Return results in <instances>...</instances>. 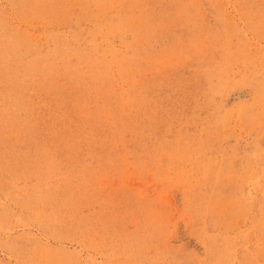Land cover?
I'll use <instances>...</instances> for the list:
<instances>
[{
	"label": "rangeland",
	"instance_id": "rangeland-1",
	"mask_svg": "<svg viewBox=\"0 0 264 264\" xmlns=\"http://www.w3.org/2000/svg\"><path fill=\"white\" fill-rule=\"evenodd\" d=\"M0 86V264H264V0H0Z\"/></svg>",
	"mask_w": 264,
	"mask_h": 264
},
{
	"label": "bare ground",
	"instance_id": "bare-ground-1",
	"mask_svg": "<svg viewBox=\"0 0 264 264\" xmlns=\"http://www.w3.org/2000/svg\"><path fill=\"white\" fill-rule=\"evenodd\" d=\"M219 1V0H218ZM81 3V2H80ZM92 3H94V2H92ZM96 5H97V3H96ZM101 6V5H100ZM104 6V5H103ZM114 7V6H113ZM111 9H112V7H111ZM96 10V9H95ZM126 11V10H125ZM106 12H107V10H106ZM98 13V12H97ZM101 13V12H100ZM99 13V14H100ZM102 13H103V11H102ZM107 14H109V13H107ZM106 16V15H105ZM102 18V17H101ZM93 26H95V25H93ZM108 27V26H107ZM89 28V27H88ZM91 29V28H90ZM122 29V28H121ZM103 30V29H102ZM104 32V31H103ZM115 32V31H114ZM122 32V31H121ZM117 33V32H116ZM92 34V33H91ZM114 34V33H113ZM119 34H120V32H119ZM122 34H123V32H122ZM47 35V34H46ZM83 35H84V33H83ZM118 35V34H117ZM42 36V35H41ZM48 38V37H47ZM115 38V37H114ZM68 39V38H67ZM80 39V38H79ZM107 39V38H106ZM112 39V38H111ZM41 40H42V38H41ZM41 40H40V42H41ZM59 40V39H58ZM69 40V39H68ZM99 41V40H98ZM73 42V41H72ZM104 44V43H103ZM55 45V44H54ZM105 46V45H104ZM117 46V45H116ZM59 47H61V46H59ZM65 47V46H64ZM120 47V46H119ZM25 49V48H24ZM98 49V48H97ZM7 50V49H6ZM28 50V49H27ZM81 50V49H80ZM94 50V49H93ZM98 51V50H97ZM23 52V51H22ZM30 52H31V50H30ZM33 52V51H32ZM91 54V53H90ZM122 54V53H121ZM6 55H8V54H6ZM28 55V54H27ZM126 56V55H125ZM7 57V56H6ZM108 57V56H107ZM18 58V57H17ZM68 58V57H67ZM70 58V57H69ZM113 58V57H112ZM11 59V58H10ZM26 59V58H25ZM38 59V58H37ZM43 59V58H42ZM72 60V59H71ZM24 61V60H23ZM73 61V60H72ZM87 61V60H86ZM8 62V61H7ZM10 62V61H9ZM16 62V61H15ZM76 62V61H75ZM14 63V62H13ZM25 63H27V62H25ZM40 63V62H39ZM60 63V62H59ZM109 63V62H108ZM111 63V62H110ZM110 63H109V65H110ZM15 64V63H14ZM53 64H54V62H53ZM1 65H2V63H1ZM104 65H105V63H104ZM115 65V64H114ZM14 66H17V65H14ZM28 66V65H27ZM106 66V65H105ZM20 69V68H19ZM66 69V68H65ZM114 69V68H113ZM118 70V69H117ZM121 70V69H120ZM5 71V70H4ZM11 71H13V70H11ZM53 72V71H52ZM118 72H120V71H118ZM126 72V71H125ZM60 73V72H59ZM64 73V72H63ZM124 73V72H123ZM114 74H116V73H114ZM125 74V73H124ZM52 75V74H51ZM54 75V74H53ZM63 75V74H62ZM120 75V74H119ZM118 75V76H119ZM39 76V75H38ZM109 76V75H108ZM123 76H125V75H123ZM132 76V75H131ZM13 77H14V75H13ZM22 77V76H21ZM52 77V76H51ZM59 78H60V76H58ZM112 77H113V75H112ZM31 78V77H30ZM56 78V77H55ZM122 78V77H121ZM38 79V78H37ZM45 79V78H44ZM58 79V78H57ZM56 79V80H57ZM17 80V79H16ZM29 80V79H28ZM39 80V79H38ZM61 81V80H60ZM132 81V80H131ZM63 82V81H62ZM62 82H61V84H62ZM121 83V82H120ZM28 84V83H27ZM84 84V83H83ZM127 84V83H126ZM124 85V84H123ZM59 86V85H58ZM68 86H69V84H68ZM125 86V85H124ZM128 86V85H127ZM1 87V86H0ZM54 87V86H53ZM53 87H51V88H53ZM101 87V86H100ZM122 87V86H121ZM129 87V86H128ZM48 88V87H47ZM58 89H59V87H57ZM56 88V89H57ZM61 88H62V86H61ZM65 88H66V86H65ZM5 89V88H4ZM116 89V88H115ZM31 90V89H30ZM53 90V89H52ZM59 90H61V89H59ZM82 90V89H81ZM47 91H48V89H47ZM46 91V92H47ZM102 91V90H101ZM110 91V90H109ZM108 91V92H109ZM34 92V91H33ZM94 92V91H93ZM116 92H118V91H116ZM29 93H31V92H29ZM125 93V92H124ZM18 94V93H17ZM22 93H20V95H21ZM38 94V93H37ZM106 94H108L107 92H106ZM67 95V94H66ZM119 95V94H118ZM141 95H143V94H141ZM38 96V95H37ZM58 96V95H57ZM84 96V95H83ZM101 96V95H100ZM111 96V95H110ZM139 96V95H138ZM29 97V96H28ZM87 97V96H86ZM104 97H106V96H104ZM113 97H115V96H113ZM31 98V97H30ZM60 98V97H59ZM119 98V97H118ZM117 98V99H118ZM126 98V97H125ZM136 98V97H135ZM1 99V98H0ZM40 99V98H39ZM47 99V98H46ZM64 99V98H63ZM97 99H98V97H97ZM110 99V98H109ZM38 100V99H37ZM119 100V99H118ZM64 101V100H63ZM106 101V100H105ZM108 101V100H107ZM115 101V100H114ZM9 102V101H8ZM35 102V101H34ZM45 102V101H44ZM99 102V101H98ZM111 102V101H110ZM138 102V101H137ZM112 103V102H111ZM110 103V104H111ZM118 103V102H117ZM139 103V102H138ZM4 104V103H3ZM2 104V105H3ZM32 104V103H31ZM45 104V103H44ZM120 104V103H119ZM10 105V104H9ZM19 105V104H18ZM41 105V104H40ZM121 105V104H120ZM125 105V104H124ZM140 105V104H139ZM1 106V105H0ZM48 106V105H47ZM110 106V105H109ZM115 106V105H114ZM5 107V106H4ZM3 107V108H4ZM8 107V106H7ZM13 107V106H12ZM17 107V106H16ZM58 107V106H57ZM123 107V106H122ZM6 109V108H5ZM57 109V108H56ZM55 109V110H56ZM60 109V108H59ZM111 109V108H110ZM115 109V108H114ZM121 109V108H120ZM35 110V109H34ZM104 110V109H103ZM8 111H10V110H8ZM81 111H83L82 110V108H81ZM119 111V110H118ZM5 112V111H4ZM6 112H7V110H6ZM16 112V111H15ZM47 112V111H46ZM86 112V111H85ZM121 112V111H120ZM49 113H50V111H49ZM87 113V112H86ZM101 113H102V111H101ZM123 113V112H122ZM43 114V113H42ZM61 114V113H60ZM47 115H48V113H47ZM112 115H113V113H112ZM86 116V115H85ZM113 116H116V114L115 115H113ZM6 117V116H5ZM32 117H33V115H32ZM55 117V116H54ZM59 117V116H58ZM43 118V117H42ZM2 119V118H1ZM123 120V119H122ZM136 121V120H135ZM138 122V121H137ZM54 123V122H53ZM75 123V122H74ZM82 123V122H81ZM120 123V122H119ZM83 124V123H82ZM85 124V123H84ZM121 124V123H120ZM119 124V125H120ZM30 125H32V124H30ZM101 125V124H100ZM137 125V124H136ZM35 126V125H34ZM62 126V125H61ZM68 126H69V124H68ZM77 126V125H76ZM82 126V125H81ZM102 126V125H101ZM78 127V126H77ZM124 127V126H123ZM27 128V127H26ZM58 128V127H57ZM69 128V127H68ZM35 129V128H34ZM45 129V128H44ZM59 129V128H58ZM65 129H66V127H65ZM71 129V128H70ZM78 129V128H77ZM101 129V128H100ZM117 129V128H116ZM124 129V128H123ZM31 130V129H30ZM75 130V129H74ZM129 130V129H128ZM133 130V129H132ZM70 131V130H69ZM117 131V130H116ZM134 131V130H133ZM81 132V131H80ZM85 132V131H84ZM98 132V131H97ZM140 132V131H139ZM48 133V132H47ZM50 133V132H49ZM48 133V134H49ZM102 133V132H101ZM71 134H72V132H71ZM132 134V133H131ZM61 135V134H60ZM117 135V134H116ZM141 135V134H140ZM67 136V135H66ZM89 136V135H88ZM101 136V135H100ZM125 136V135H124ZM135 136V135H134ZM93 137V136H92ZM62 138V137H61ZM89 138H91V136L89 137ZM126 138V137H125ZM67 139V138H66ZM74 139V138H73ZM120 139V138H119ZM118 139V140H119ZM44 140H45V138H44ZM121 140V139H120ZM125 140V139H124ZM60 141V140H59ZM44 142V141H43ZM78 142V141H77ZM40 143V142H39ZM42 144V143H41ZM66 144V143H65ZM67 145V144H66ZM77 145V144H76ZM118 145V144H117ZM122 145V144H121ZM124 145V144H123ZM53 146V145H52ZM73 146V145H72ZM74 147V146H73ZM115 147H117V146H115ZM119 147V146H118ZM117 147V148H118ZM152 148V147H151ZM74 149H75V147H74ZM77 149V148H76ZM117 150V149H116ZM92 151V150H91ZM100 151V150H99ZM104 152V151H103ZM170 153V152H169ZM169 153H168V155H169ZM74 154V153H73ZM90 154V153H89ZM92 154V153H91ZM98 154V153H97ZM113 154V153H112ZM128 154V153H127ZM145 154V153H144ZM172 154V153H171ZM107 155V154H106ZM149 155V154H148ZM73 156V155H72ZM71 156V157H72ZM77 157V156H76ZM105 157V156H104ZM115 157V156H114ZM124 157H125V155H124ZM108 158V157H107ZM127 158V157H126ZM172 158H173V156H172ZM114 159V158H113ZM145 159V158H144ZM143 159V160H144ZM96 160V159H95ZM94 160V161H95ZM129 160V159H128ZM73 161H75V160H73ZM114 161V160H113ZM125 161H127V159L125 160ZM124 161V162H125ZM130 162V161H129ZM97 163V162H96ZM121 163V162H120ZM128 164H130V163H128ZM122 165H124L123 163H122ZM132 165H134V164H132ZM156 165H158V163L156 164ZM170 165V164H169ZM128 166V165H127ZM159 167V166H158ZM120 168V167H119ZM119 170H122V169H119ZM122 172V171H121ZM160 178V177H159ZM165 178V177H164ZM161 179V178H160ZM174 179V178H173ZM165 180V179H164ZM179 180V179H178ZM161 181V180H160ZM163 181V180H162ZM163 184V183H162ZM160 185H161V182H160ZM18 186V185H17ZM19 187V186H18ZM36 188V187H35ZM146 195V194H145ZM8 196V195H7ZM148 196V195H147ZM146 196V197H147ZM160 196V195H159ZM158 197V196H157ZM148 199V198H147ZM155 199H156V197H155ZM21 201V200H20ZM159 202V201H158ZM146 203V202H145ZM159 204V203H158ZM162 205H164V204H162ZM148 206V205H147ZM152 209V208H151ZM150 209V210H151ZM155 209V208H154ZM153 209V210H154ZM153 212V211H152ZM159 212V211H158ZM161 212V211H160ZM154 215V214H153ZM153 215H152V217H153ZM161 216V215H160ZM161 218V217H160ZM159 218V219H160ZM153 219V218H152ZM164 219V218H163ZM156 221V220H155ZM159 222H160V220H159ZM221 254V253H220Z\"/></svg>",
	"mask_w": 264,
	"mask_h": 264
}]
</instances>
